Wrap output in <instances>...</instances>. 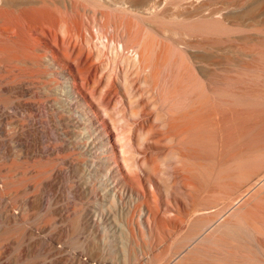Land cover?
Returning a JSON list of instances; mask_svg holds the SVG:
<instances>
[{
	"label": "rangeland",
	"instance_id": "obj_1",
	"mask_svg": "<svg viewBox=\"0 0 264 264\" xmlns=\"http://www.w3.org/2000/svg\"><path fill=\"white\" fill-rule=\"evenodd\" d=\"M71 1L72 41L83 46L98 67L95 79L99 89L92 101L101 102L102 90L113 80L119 94L130 99L125 103L134 150L141 151L143 146L157 150V160L164 170L160 172L163 197L170 166L183 161L190 168L196 167L203 180V195L195 199L200 209L184 215L182 226L163 228L153 237L119 233L118 246L113 244L111 231L102 233L98 223L86 221L78 230L73 225L74 214L67 221L48 215L44 212L47 196L40 206L24 205L25 198L41 194L37 180L41 164L36 154L25 155L21 141H13L15 127L8 118L19 120L17 131L25 132V107L12 112L9 96L3 92L0 108L9 114L0 121V264H167L171 258L173 264H264V179L237 202L232 189L237 173L249 176L245 172L264 169V0H198L193 4L189 3L192 0H149L159 7L150 14L140 11L139 15L103 7L96 0ZM223 2L240 6L222 9ZM58 6L63 12V6ZM103 12H108V18ZM123 20H129L128 28L119 27L125 23ZM95 26L106 28L98 40ZM79 28L84 36L77 35ZM64 29L65 22L61 21V36ZM108 34L111 38L106 40ZM96 45H104L105 50L100 52ZM3 71L4 77L7 74ZM172 79L183 81L188 90L199 93L202 110L208 112L206 109L215 107L219 117L224 118H220L221 124L212 135L206 134L208 128L203 127L204 155L196 162L198 165L173 145L172 134L161 131L166 113L159 105L156 83L159 91L168 88ZM23 97L18 100H27ZM117 102L116 97L111 98L107 108L115 120L121 118ZM147 114L156 126L153 131L138 123ZM139 161L144 165L143 158ZM11 169H31L36 175L14 179L10 177L14 172ZM4 176L12 181L3 183ZM74 178H66L65 184H71ZM60 192L65 197L53 203L55 207L94 203L85 189L79 196L67 190ZM7 211L17 219L8 217ZM213 219L216 226L227 223L228 228L224 224L219 231L209 228L203 241H185L193 226Z\"/></svg>",
	"mask_w": 264,
	"mask_h": 264
},
{
	"label": "bare ground",
	"instance_id": "obj_2",
	"mask_svg": "<svg viewBox=\"0 0 264 264\" xmlns=\"http://www.w3.org/2000/svg\"><path fill=\"white\" fill-rule=\"evenodd\" d=\"M96 1L103 7L122 9L133 15H139L140 11L150 14L159 7L149 0ZM197 1L192 0L189 3ZM58 5L63 6V12L59 11ZM238 5L237 2L225 3L221 8L233 9ZM71 10V0H0V71L4 69L3 73L7 74L3 77L0 72V94L5 92L9 96L7 106L12 112L16 113L18 107H25L21 117L25 119L27 128L25 132L17 131L19 120H11L10 115L9 118L5 117L9 113L5 115L1 108L0 121L4 117L11 120L8 123L15 127L13 141H21L25 155L36 154L35 158L38 156L41 164L40 169L37 166L41 194L33 193L34 196L25 198L23 204L40 206L47 196L48 204L46 203L44 212L48 215L67 221L74 214L73 225L78 230L86 221L98 223L102 233L111 231L113 244L118 246L121 243L119 233L129 237L138 233L153 237L163 228L182 226L184 215L188 212L194 214L200 209L195 199L199 200L201 193L203 195V180L197 175L196 167L190 168L183 161L172 164L169 168V184L166 189L163 188V197L160 172L164 170L162 171L157 160V150H146L149 148L147 145L141 151L134 150L130 135L132 125L128 121L125 103V100L128 103L130 99H124L115 82L111 80L101 92V102L92 101V96L99 89V82L95 79L98 67L91 61L83 46L72 41L75 34L73 35L71 27L72 20L69 19ZM103 13L108 18V12ZM61 21L65 22L63 36L58 33ZM124 22L120 28L129 27V20ZM101 27L94 28L97 40L104 29ZM76 31L77 35L84 36L82 29ZM110 35H106L105 39L111 38ZM96 46L100 52L105 50L104 45ZM118 46L123 47L122 44ZM157 87L158 83L157 98L161 109L166 113L162 134H172L173 145L182 155L193 158L195 163L200 161L204 155L203 127L208 128L206 134L212 135L215 127L221 124L219 113L215 107L206 109L208 112L202 110L198 101L199 93L188 90L181 80L172 79L166 89L158 91ZM19 96L26 97L28 101L25 99L24 102L21 98L18 100ZM115 97L118 101L115 107L121 117L118 120L107 111L109 100ZM35 112L38 113L37 120ZM144 118L138 123L153 131L156 126L149 114ZM140 158H143L144 165L140 163ZM251 171L245 172L249 176L238 173L235 175L232 189L236 202L264 179L263 168ZM34 175L36 174L31 169H19L10 177L29 179ZM70 176L76 178L71 180V184H65L66 178ZM5 180L3 183L12 181ZM146 182L149 187H146ZM27 187H30L29 183ZM80 189L88 191L93 204L53 206V203L65 197L60 191L67 190L72 195L79 196ZM6 214L12 220L17 219L14 213L9 214L7 211ZM215 220L193 226L191 232L185 236V241H203L209 228L219 231L224 223L216 226ZM158 226L160 229H157ZM228 226L229 224L225 227ZM172 260L171 258L167 264ZM77 261L80 262V259ZM133 263H136L134 256Z\"/></svg>",
	"mask_w": 264,
	"mask_h": 264
}]
</instances>
